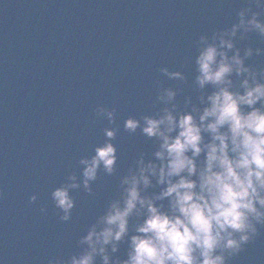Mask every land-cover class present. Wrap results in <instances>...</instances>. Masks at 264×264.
I'll use <instances>...</instances> for the list:
<instances>
[{
	"label": "water",
	"instance_id": "water-1",
	"mask_svg": "<svg viewBox=\"0 0 264 264\" xmlns=\"http://www.w3.org/2000/svg\"><path fill=\"white\" fill-rule=\"evenodd\" d=\"M247 0H0V264H48L80 250L78 240L118 194L119 177L152 141L123 128L128 115L154 112L157 82L195 100L200 35L228 27ZM264 19V16L261 17ZM264 48L250 33L237 46ZM246 63L264 66V56ZM162 66L183 71L169 80ZM116 109L118 169L99 173L93 192L73 190L61 221L50 193L79 176L111 127L96 108ZM36 193L37 200L30 201ZM46 212H41V208ZM127 243L114 255L124 258ZM99 264V261L97 262ZM229 264H264V227Z\"/></svg>",
	"mask_w": 264,
	"mask_h": 264
},
{
	"label": "clouds",
	"instance_id": "clouds-1",
	"mask_svg": "<svg viewBox=\"0 0 264 264\" xmlns=\"http://www.w3.org/2000/svg\"><path fill=\"white\" fill-rule=\"evenodd\" d=\"M230 26L196 42L193 95L157 82L154 112L128 115L123 128L152 141L119 177L118 194L79 237L80 250L48 264H229L264 227V66L246 63L264 48L237 46L250 33L264 38V0H247ZM169 80L185 73L162 66ZM96 113L111 127L91 155L81 156L79 176L52 189L60 220L76 205L73 190L92 193L102 171L118 169L116 109ZM3 191L0 190V196ZM37 200V194L30 196ZM42 207L41 212H46ZM127 243L126 255L119 252Z\"/></svg>",
	"mask_w": 264,
	"mask_h": 264
}]
</instances>
